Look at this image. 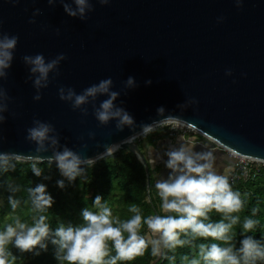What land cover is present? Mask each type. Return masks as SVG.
Wrapping results in <instances>:
<instances>
[{
    "label": "water",
    "instance_id": "obj_1",
    "mask_svg": "<svg viewBox=\"0 0 264 264\" xmlns=\"http://www.w3.org/2000/svg\"><path fill=\"white\" fill-rule=\"evenodd\" d=\"M92 2L94 10L81 21L69 17L59 3L50 7L46 0H0V32L19 37L8 78L0 81L12 98L0 124V152L19 154L24 157L20 162L51 156L50 151L36 154L35 144L25 139L35 117L54 125L61 145L88 158L109 156L102 155L103 145L119 144L139 160L148 177L149 167H155L150 156L135 141L122 143L132 130L116 132L115 121L99 126L91 105L84 117L57 95L61 86L80 93L111 77L112 90L121 93L114 103L133 116L136 133L139 125L171 114L204 137L202 146L264 164V0H243L239 8L234 0ZM37 8L42 14L30 24ZM37 53L46 60L64 53L67 59L59 76L52 79L50 73L41 100L33 101L35 89L25 82L28 67L22 57ZM229 69L232 75L226 76ZM130 76L137 86L126 89ZM105 98L99 97L97 106ZM191 98L198 103L183 111L177 107ZM159 107L164 116L157 114ZM165 123L172 122L154 128ZM89 132L95 139L88 138Z\"/></svg>",
    "mask_w": 264,
    "mask_h": 264
},
{
    "label": "clouds",
    "instance_id": "obj_2",
    "mask_svg": "<svg viewBox=\"0 0 264 264\" xmlns=\"http://www.w3.org/2000/svg\"><path fill=\"white\" fill-rule=\"evenodd\" d=\"M18 3L19 0H12ZM51 7L59 3L64 12L72 18L81 21L88 19V13L93 9L92 0H46ZM100 5H107L111 0H95ZM237 8L243 0H234ZM75 5V7H73ZM41 9H34L30 24L36 23L35 17L41 15ZM223 17H218L217 22H222ZM59 29L56 35H59ZM19 37L0 32V81L8 78V70L12 66L14 52ZM67 57L64 53L46 60L42 53L24 55L22 61L28 67V76L25 82L31 81L35 89L33 101L42 98L41 90L48 87L50 73L52 79L60 75L59 66ZM226 76L232 75L231 70H226ZM150 84L151 81H146ZM134 77L124 81L126 89L135 88ZM111 77L91 84L77 93L72 87H59L57 95L61 101L70 103L73 111L79 110L81 116L88 115V105H91L92 115L99 126H107L110 121H115L116 132H122L128 127L134 132L122 143H133L138 137L147 135L154 127L164 122L176 124L184 123L180 117L167 115L162 120L152 124L139 125L141 131L136 133L137 127L133 116L123 107L114 103L121 95L113 91ZM99 97H106L99 102ZM12 98L7 90L0 85V124L7 117L9 104ZM195 98L185 101L177 107L183 111L190 105L197 104ZM165 109L159 107L157 114L164 116ZM15 115V113H10ZM88 138L95 139V133L89 132ZM168 138V137H167ZM25 139L35 144V153L51 152V156H29L32 162L31 171L36 176H41L42 169L37 165L43 160L49 164L55 162L63 177L69 182L84 174L85 168L95 164L97 159L88 158L79 152L60 144V134L53 124L33 118L32 126L26 129ZM83 140V137H80ZM97 147L101 145L97 144ZM119 144L103 145V156L112 155L119 149ZM82 150L88 148L87 143L80 145ZM165 166L170 169L167 179L155 180V189L161 200V209L165 215H150L142 217L141 209L132 204L128 211L133 215L127 220L113 217L112 209L107 202L97 196L93 202L96 211L85 208L81 212L82 223L78 226L60 224L54 231L50 229L48 216L45 214L52 206L53 199L46 192L44 184L28 187V202L35 215L32 223L15 216L12 222L6 223L0 230V264H14L16 257L9 251V245L21 252H33L34 249L46 250L45 241L51 238V243L56 246V259L59 264H118V262L132 261L143 256L150 247L154 257L169 258L168 254L177 248L189 247L195 249L192 255H184L182 260L186 264H264V244L244 236L240 240V247L234 244V226L241 223L239 213L245 201L239 191H234L229 178L219 174L214 166L215 157L211 152H194L192 148L181 144L178 148H170L166 154ZM22 157L16 153L0 152V171H7L15 167V162ZM48 177H45L47 179ZM59 187L64 186L63 180L57 181ZM13 187V193L19 191ZM9 206L13 213L21 205V200L8 197ZM215 211L221 216L218 222H211L209 214ZM255 214V210H253ZM258 221L245 217L242 223L243 233L253 231ZM142 225H147L151 239H146L140 234ZM242 233V234H243ZM127 234V235H125ZM198 240L218 241L211 243H196ZM114 253V254H113ZM35 254H39L37 251ZM174 259V257H172Z\"/></svg>",
    "mask_w": 264,
    "mask_h": 264
},
{
    "label": "trees",
    "instance_id": "obj_3",
    "mask_svg": "<svg viewBox=\"0 0 264 264\" xmlns=\"http://www.w3.org/2000/svg\"><path fill=\"white\" fill-rule=\"evenodd\" d=\"M161 130H154V132ZM162 132V131H161ZM162 136H146L144 139L149 141V147L154 148L158 139ZM143 140V139H142ZM142 140H135L140 150H142ZM164 140V139H163ZM32 162H15V167L7 171H0V230L6 223L12 222L15 216L22 220L32 223L35 213L31 210L28 202V187H35L38 184L46 186V192L52 197L53 204L45 213L48 216L50 229L53 231L60 225L71 224L80 225L82 221L81 212L85 208L96 211L93 202L97 196L102 198V202H107L112 209L113 217L120 220H127L133 214L128 211L132 204L141 209L142 217L150 215H165L161 209V200L155 189V180L160 172V166L149 167V176H146L143 165L139 160L126 150L119 149L112 155L103 157L95 162L91 167L85 168L82 176L69 182L63 177L56 163H39L37 166L42 169L41 176H36L31 171ZM227 176V175H226ZM45 177H48L45 179ZM63 180L64 186L61 188L57 181ZM18 187L20 190L13 193L11 189ZM234 191L241 193L242 200L245 201L244 207L239 213L241 223L234 226L236 233L234 244L240 247V240L244 236H252L253 239L264 244V165H261L260 176L254 180L247 181L240 186L233 187ZM21 200L20 207L15 213L12 212L8 197ZM255 210V214H253ZM211 222H218L221 216L215 211L209 214ZM245 217H251L258 221L253 231L243 233L242 223ZM243 233V234H242ZM140 234L146 239L151 233L147 225H142ZM127 235V234H125ZM211 243L218 241L198 240L196 243ZM46 250L34 249L33 252H21L14 246L9 245V251L16 257L14 264H59L56 259V246L51 243V238L45 241ZM39 254H35L36 252ZM195 249L181 247L168 254L169 258L154 257L151 255L150 247L143 256L136 257L132 261L118 262V264H186L182 260L184 255H192ZM114 254V253H113ZM174 257V259L172 258ZM259 264V262H258Z\"/></svg>",
    "mask_w": 264,
    "mask_h": 264
},
{
    "label": "built area",
    "instance_id": "obj_4",
    "mask_svg": "<svg viewBox=\"0 0 264 264\" xmlns=\"http://www.w3.org/2000/svg\"><path fill=\"white\" fill-rule=\"evenodd\" d=\"M156 128L164 129L165 131L164 133L168 138H177L180 136L183 138H188L189 142L198 145H203L202 138L204 137L200 136L193 129L183 124H176L173 122L165 123ZM214 148H219V147L216 146ZM225 154H227L230 158L234 160L232 171L227 175L231 186L233 187L240 186L243 183L250 180H254L260 176V168L261 165L264 164L251 159L239 157L228 151H225Z\"/></svg>",
    "mask_w": 264,
    "mask_h": 264
},
{
    "label": "crops",
    "instance_id": "obj_5",
    "mask_svg": "<svg viewBox=\"0 0 264 264\" xmlns=\"http://www.w3.org/2000/svg\"><path fill=\"white\" fill-rule=\"evenodd\" d=\"M162 135L163 134H161V131L160 132L158 131L156 133L154 132L153 134H147L142 136H162ZM164 136L167 138L166 135ZM163 139L158 141L154 148H150L149 141L147 139H143L142 150H144L146 154L150 156L151 160L153 161L152 164L154 166H156L157 163H159L158 165L160 166V170L161 169L166 170L165 176H168L171 171L165 166V162L167 160V156L165 154L170 148H178L181 144H184L185 146L192 148L194 152H211L215 157L214 166L216 168V171L219 174L225 176L231 172L230 170L232 169L233 159L227 156V154L225 153L219 152L216 149L210 150L207 146L204 147L202 145L189 142L188 138H183L185 141H182L181 140L182 138L180 136L177 138H170V139L168 138V140L166 141H163Z\"/></svg>",
    "mask_w": 264,
    "mask_h": 264
},
{
    "label": "rangeland",
    "instance_id": "obj_6",
    "mask_svg": "<svg viewBox=\"0 0 264 264\" xmlns=\"http://www.w3.org/2000/svg\"><path fill=\"white\" fill-rule=\"evenodd\" d=\"M157 129L162 131L161 134H163V133L165 132L164 129H161V128H156V129H154V130H157ZM154 130H153V131H154ZM153 131H152V132H153ZM145 137H146V136H140V137H138L136 140H142V139H144ZM156 137H158V136H156ZM164 138H165V139H164L163 141L168 140V138H166V137H164ZM169 139H170V138H169ZM160 140H161V139H158V141H160ZM227 156H228V155H227ZM233 164H234V160H233ZM232 167H233V165H232ZM161 170H162V173H163V172H164V173H163V174H161V173L158 174V175H157V178H158V179H163V178L167 179L168 176H165V175H166V174H165V170H163V169H161ZM161 170H160V171H161ZM230 171H232V169H231ZM164 176H165V177H164ZM147 238L150 240L149 235L147 236Z\"/></svg>",
    "mask_w": 264,
    "mask_h": 264
}]
</instances>
